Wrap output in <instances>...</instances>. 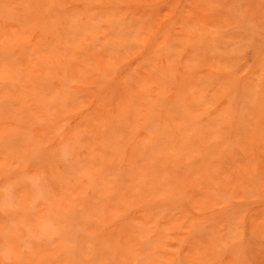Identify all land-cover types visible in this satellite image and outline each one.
<instances>
[{
    "label": "rangeland",
    "instance_id": "374dc122",
    "mask_svg": "<svg viewBox=\"0 0 264 264\" xmlns=\"http://www.w3.org/2000/svg\"><path fill=\"white\" fill-rule=\"evenodd\" d=\"M0 264H264V0H0Z\"/></svg>",
    "mask_w": 264,
    "mask_h": 264
}]
</instances>
